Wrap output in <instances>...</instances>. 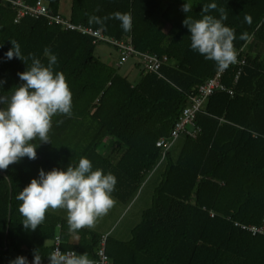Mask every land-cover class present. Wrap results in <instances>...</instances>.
I'll list each match as a JSON object with an SVG mask.
<instances>
[{
	"label": "trees",
	"instance_id": "obj_1",
	"mask_svg": "<svg viewBox=\"0 0 264 264\" xmlns=\"http://www.w3.org/2000/svg\"><path fill=\"white\" fill-rule=\"evenodd\" d=\"M35 1L23 0L27 5ZM42 1L51 14H59L60 0ZM192 2L187 15L193 19L201 18L202 7L216 3L208 14L227 17L224 23L235 31L234 47L244 65L225 69L220 82L232 95L218 92L207 99L195 116L196 138L181 136L165 149L156 144L169 140L188 97L219 69L190 49L184 0L70 1L73 24L117 41L129 38L135 51L168 59L159 75L141 70L134 85L96 58L91 38L44 19L14 23L16 11L0 0V80L5 81L0 91L23 83L18 73L31 64L4 58L10 41H16L25 57L33 54L47 64L46 48L57 56L56 70L66 76L73 105L70 117L52 118L51 143L39 144L36 159L24 157L0 170V253L33 259L36 251L40 264H49L58 236L63 252L87 253L93 261L104 240L108 264H264V236L234 226H258L264 213V57L248 51L264 48V0ZM115 13L131 14L129 31L115 19L103 26L88 22L92 15ZM165 26L170 27L166 33ZM244 34L247 40L239 38ZM81 157L93 169L115 175L113 198L125 207L138 198L147 176L162 168L150 206L128 241L88 228L73 232L67 219L48 211L36 230L21 225L20 190L40 169L74 166Z\"/></svg>",
	"mask_w": 264,
	"mask_h": 264
},
{
	"label": "clouds",
	"instance_id": "obj_2",
	"mask_svg": "<svg viewBox=\"0 0 264 264\" xmlns=\"http://www.w3.org/2000/svg\"><path fill=\"white\" fill-rule=\"evenodd\" d=\"M192 0H184L181 10L186 14L183 25L190 35V49L204 59L214 61L219 69H227L237 62L238 52L233 41L235 31L226 26L227 17L219 18L208 14L215 10V2L202 7L200 19L188 16L192 12ZM107 19L120 22L122 30L132 26L130 13H115L110 17H89V24L103 26ZM247 40L246 34L239 37ZM10 49L4 53L6 60L14 57L31 64L24 72L18 73L23 83L9 91H0V170L18 163L22 158L36 159V149L40 143H51L49 133L56 115H72V93L63 72L56 70L58 59L50 49H45L47 64L29 54L25 57L21 46L10 41ZM5 81L0 80V89ZM117 179L111 172L93 169L91 161L81 157L76 165L53 168L45 172L40 169L38 177L30 180L18 193V211L24 218L22 226L26 230H36L49 210L63 209L73 232L91 228L97 220L113 208L116 201L113 192ZM41 257L33 253V264H40ZM49 264H95L87 253H54L48 258ZM10 264H28L23 256H18Z\"/></svg>",
	"mask_w": 264,
	"mask_h": 264
},
{
	"label": "built area",
	"instance_id": "obj_3",
	"mask_svg": "<svg viewBox=\"0 0 264 264\" xmlns=\"http://www.w3.org/2000/svg\"><path fill=\"white\" fill-rule=\"evenodd\" d=\"M2 1L10 4L12 9L16 11V16L13 20L14 23H18L23 18H31L35 20L44 19L49 26H56L63 31L73 32L91 38L93 44L103 43L115 47L118 56L117 66H122L129 59H134L144 72L159 75L160 68L163 65L168 64V59L166 57L160 58L155 54L139 53L135 51L129 38L124 41H117L106 37L101 30H95L81 24H73L69 18H65L60 14H51L42 0H36L32 5L25 4L23 0ZM233 65L241 67L244 65V60L237 58V62ZM224 71L225 69H218L213 77L207 79L194 89L192 94L188 97L187 106L181 111L172 131L170 132L169 140L159 141L156 144L157 147L168 149L181 136H188L192 139L196 138L200 130L195 125V116L203 109L207 99L218 92L226 93L229 96L232 95V91L225 88L220 82V78ZM239 72L240 70H238L236 77L239 75ZM163 159L164 158H161L157 166L163 161ZM234 226H239L241 230L247 231L252 236H264V213L258 226H242L238 224H234ZM54 253H69L68 251L63 252L60 249V240L58 236L52 241V254ZM94 262L95 264L109 263L108 258L105 255L104 240L101 241L96 250V259Z\"/></svg>",
	"mask_w": 264,
	"mask_h": 264
},
{
	"label": "rangeland",
	"instance_id": "obj_4",
	"mask_svg": "<svg viewBox=\"0 0 264 264\" xmlns=\"http://www.w3.org/2000/svg\"><path fill=\"white\" fill-rule=\"evenodd\" d=\"M69 3L70 0H61L60 2L61 13L65 16L69 7ZM169 29H170L169 26H165L163 31L166 33L168 32ZM248 51L250 55H253L255 52L257 53V51H259L264 57L263 47H258L257 50L253 49V51L251 50ZM94 55L104 64L115 67L117 69L118 74L126 77L131 84L134 85L139 81L142 68L141 66L139 67L135 66L137 62L134 59H129L122 66H117L118 56L115 50L103 43H99L95 46ZM177 149H178V144L174 149L175 152H177ZM161 173H162V168H160L155 174L153 175L151 174L147 176L146 181L143 184V188L138 194L137 201L135 202V205L133 207L129 206L125 210V212H123L121 211L122 209L121 205H119L116 202L113 208L110 209L106 215L99 218L95 223V225L88 229L101 233V231L106 230L111 223L113 224L114 222H116L114 228L116 226H119L120 228L119 230H116V232L119 233L120 231L123 230V232L126 233L134 226H136L140 221L141 214L143 213V211L150 206L152 191ZM64 215L67 217V212ZM110 234H112V237L113 236L117 237V235H115L116 233L113 232L112 229L110 230ZM16 257H18V255H16L12 251L7 252L6 254L0 253V264H10V262L14 260ZM27 261L28 264H33V259H27Z\"/></svg>",
	"mask_w": 264,
	"mask_h": 264
},
{
	"label": "crops",
	"instance_id": "obj_5",
	"mask_svg": "<svg viewBox=\"0 0 264 264\" xmlns=\"http://www.w3.org/2000/svg\"><path fill=\"white\" fill-rule=\"evenodd\" d=\"M70 1H71V0H70ZM60 2H61V0H60ZM59 14L62 15L63 17H65V18H69V15H70V3H69V7H68V10H67L66 16L63 15V14L61 13V7H60V6H59ZM112 67H113V66H112ZM136 201H137V199L134 200L133 203H131L129 206L133 207V206L135 205V202H136ZM116 202H117V201H116ZM118 204H119V203H118ZM119 205H120V204H119ZM129 206L125 207V206L121 205V208H122L121 211L125 212V210H126ZM48 212L51 213V214H54V215H57V216H60V217H62V218L67 219V217L64 215V214H66V211L63 210V209H56V210L49 209ZM115 223H116V222H114L113 224L111 223V224L108 226V228H107L106 230H102L100 234H101V235H107V234L110 233V230L112 229L113 232L116 233L115 235H117V237H115L116 239H118L119 241H123V242L128 241V240L130 239V237H131V230H132L133 228L130 229V230H129L128 232H126V233L123 232V230L120 231V232L118 233V232H116V230H119L120 228H119V226H116V227L114 228ZM134 227H135V226H134ZM85 228H87V227H85ZM113 228H114V229H113Z\"/></svg>",
	"mask_w": 264,
	"mask_h": 264
},
{
	"label": "water",
	"instance_id": "obj_6",
	"mask_svg": "<svg viewBox=\"0 0 264 264\" xmlns=\"http://www.w3.org/2000/svg\"><path fill=\"white\" fill-rule=\"evenodd\" d=\"M5 250V249H4Z\"/></svg>",
	"mask_w": 264,
	"mask_h": 264
}]
</instances>
